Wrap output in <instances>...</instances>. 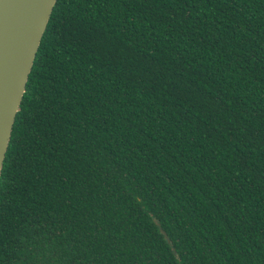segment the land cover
Instances as JSON below:
<instances>
[{
  "label": "trees",
  "instance_id": "1",
  "mask_svg": "<svg viewBox=\"0 0 264 264\" xmlns=\"http://www.w3.org/2000/svg\"><path fill=\"white\" fill-rule=\"evenodd\" d=\"M19 107L0 264H264V0H56Z\"/></svg>",
  "mask_w": 264,
  "mask_h": 264
},
{
  "label": "water",
  "instance_id": "2",
  "mask_svg": "<svg viewBox=\"0 0 264 264\" xmlns=\"http://www.w3.org/2000/svg\"><path fill=\"white\" fill-rule=\"evenodd\" d=\"M56 0H0V174L28 75ZM164 236L166 233L163 229Z\"/></svg>",
  "mask_w": 264,
  "mask_h": 264
}]
</instances>
